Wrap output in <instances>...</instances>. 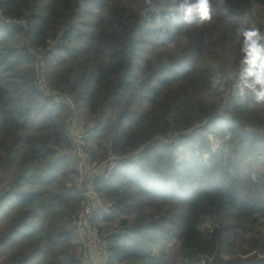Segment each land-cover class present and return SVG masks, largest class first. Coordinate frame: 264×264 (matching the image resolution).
<instances>
[{
    "label": "trees",
    "instance_id": "16d2710c",
    "mask_svg": "<svg viewBox=\"0 0 264 264\" xmlns=\"http://www.w3.org/2000/svg\"><path fill=\"white\" fill-rule=\"evenodd\" d=\"M181 2L0 0L3 264H87L70 254L83 244L69 112L41 88V63L48 87L95 117L90 145L118 159L96 181L106 221L122 218L103 236L107 264H173L169 226L185 264H264V168L253 170L264 165V102L236 88L240 29L264 33V0H211L216 14L191 21Z\"/></svg>",
    "mask_w": 264,
    "mask_h": 264
},
{
    "label": "built area",
    "instance_id": "2783aa9c",
    "mask_svg": "<svg viewBox=\"0 0 264 264\" xmlns=\"http://www.w3.org/2000/svg\"><path fill=\"white\" fill-rule=\"evenodd\" d=\"M36 55L39 59H42L41 54ZM45 71V65L41 63V88L53 98L54 103L65 106L69 112L67 132L73 146L71 155L75 171L74 188L81 197V206L72 220L82 241L83 249L88 251L89 254L93 250L103 252L102 259L104 264H107L110 258L107 242L103 237L93 235V232H97V229L94 228L92 218L96 212L108 211L109 206L105 205L104 197L98 191L96 181L101 177L112 175L118 159L109 158L101 162H94L91 159L87 149V142L92 134L91 125L83 123L81 109L73 97L48 87ZM158 250H160L159 245L154 248L155 253ZM84 256L87 264H93L87 258L88 255Z\"/></svg>",
    "mask_w": 264,
    "mask_h": 264
},
{
    "label": "clouds",
    "instance_id": "9594fccd",
    "mask_svg": "<svg viewBox=\"0 0 264 264\" xmlns=\"http://www.w3.org/2000/svg\"><path fill=\"white\" fill-rule=\"evenodd\" d=\"M180 14L185 21H191L193 17L200 20H208L216 14V9L211 0H183L178 5ZM254 14V11L253 13ZM242 40V58L240 60L242 71L239 72V81L236 85L237 94L241 101L248 99L249 93L255 95L257 103L264 102V33L259 27H247L240 29ZM231 76L221 78L214 77L211 81V90H221L225 82ZM209 95L212 94L210 91Z\"/></svg>",
    "mask_w": 264,
    "mask_h": 264
},
{
    "label": "rangeland",
    "instance_id": "374dc122",
    "mask_svg": "<svg viewBox=\"0 0 264 264\" xmlns=\"http://www.w3.org/2000/svg\"><path fill=\"white\" fill-rule=\"evenodd\" d=\"M256 10H257V14L259 15L260 22L264 23V8L256 6ZM94 118L95 117H92L89 115L87 110H85V109L82 110L83 123L88 124V125H93L95 122ZM262 135H264V132L262 133ZM213 139L214 138L212 137L211 142L213 144V147L216 148L219 145V143ZM88 143H89V147H90L89 148V154H90L91 159L94 162H101V161H106L109 159V156L106 155V152L103 149H99L95 145H92V146L90 145V139H88ZM107 148H108V145L105 144V149H107ZM93 156H95V157H93ZM250 162H252V160H250ZM118 167H119V165H117L115 168L117 169ZM263 168H264V165L262 163L258 164V166L253 165V170L255 173L260 171V170L263 171ZM245 173H247V169H244L243 172L241 173V175L239 176V178H241V179H239L240 180L239 190L241 192V195H247L248 190H249L248 187H246V189H243V184L245 181H244V179H242V176H244ZM255 173L253 174V176H255ZM74 177L75 176L73 175V177H72L73 183H74ZM252 182L254 184L257 183L258 182L257 178L256 177L253 178ZM103 197H104V195H103ZM104 201H105V205L107 207L109 206L108 213L106 212L107 213L106 214L105 212H101V213L96 212V213H94L93 218H92V223L95 226L94 228H96V229L98 228L97 233L100 234L98 237H103V236H105V234H107L109 232H113V231L117 232L118 230H120V225H121V221H122V218H117V219L113 220L112 215H109V218H112V220L106 221V218H105L106 215L111 213V211H110L111 210V208H110L111 203L106 197H104ZM80 206H81V203H80ZM80 206H79V208H80ZM79 208H78V210H79ZM76 212L74 213V215L76 214ZM74 215L72 216V219H73ZM175 231L176 230L174 228L169 226L167 229V232H166V233H169V239H167V243H166L167 257L173 262V264H185L182 261V259L180 258V245H181L180 243L181 242L178 239V237L176 236ZM160 236L162 237V235H160ZM78 237H79V235H78ZM163 238H164V236H163ZM78 240L82 244V241L80 240V238ZM154 248H156V246H154ZM158 252H159V250H158ZM70 254H72L73 256L78 257V258H80L82 256V261H84V262H86L84 255H88L89 257H92V252L89 254V252L84 250L82 246L81 247H75L73 250L70 251ZM0 264H3V262L0 261Z\"/></svg>",
    "mask_w": 264,
    "mask_h": 264
},
{
    "label": "crops",
    "instance_id": "0c3cea01",
    "mask_svg": "<svg viewBox=\"0 0 264 264\" xmlns=\"http://www.w3.org/2000/svg\"><path fill=\"white\" fill-rule=\"evenodd\" d=\"M92 235V234H91ZM93 235L94 236H99L100 234L99 233H97V232H93ZM90 252H92V257H89V256H87V258L93 263V264H104V262H103V256H104V254H103V252H101V251H95V250H93V251H90ZM82 257V256H81ZM85 259H86V257H85Z\"/></svg>",
    "mask_w": 264,
    "mask_h": 264
}]
</instances>
